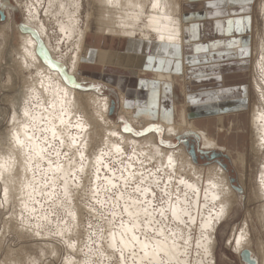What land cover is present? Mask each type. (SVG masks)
I'll return each mask as SVG.
<instances>
[{"label": "rangeland", "instance_id": "rangeland-1", "mask_svg": "<svg viewBox=\"0 0 264 264\" xmlns=\"http://www.w3.org/2000/svg\"><path fill=\"white\" fill-rule=\"evenodd\" d=\"M19 5L14 0H0V11L4 13V19H1L0 14V151L5 149L8 143L12 142V138L8 139L6 137L16 127L12 118L17 108H20L21 105H28V109L34 116L38 111L37 102L35 100H28L27 98L23 99L22 94L24 87L23 78L29 75V72L19 66L16 49L19 47L20 32L31 33L24 30L26 24L23 22V12ZM253 7V27L248 38L250 53L246 55V58L249 59V64L244 66L248 77L249 95L245 107L246 110L244 111L246 115L243 120L244 125H237L236 129V133L241 134L239 141L242 140V144L236 141V145L231 147L226 142L222 143L220 139L218 141L216 136H213L212 133L215 132L214 119L217 115L224 113L205 115L210 119V130L208 128L209 122L202 126L201 123L196 121L194 122V126L200 129L207 128L210 135L217 140L218 144L220 142V144H223L222 146H226L230 150L229 154L228 152L214 150V152H218L221 155L211 158L210 155L213 150L208 152V155L200 153L198 151L200 147L199 140L198 142L196 140L193 141L194 137L192 135L188 134L180 137L188 142L187 150L193 145L196 152V164L207 166L217 163L227 172L229 182L239 188L235 192L238 202L235 206H232L233 208H231V213L228 217L217 224L214 231V237L216 238L214 264H249L245 262L243 256L238 254L234 249H231L233 244H230L227 240L234 226L235 228L236 226H240L243 223V219H248L247 213L249 212V215H252L253 209L261 204V202L256 200L246 202V198L252 196V192L256 191L257 176L264 158V148L257 155L259 162L256 161V156L252 152L256 137L254 135L255 130L252 128L253 124L250 122V115L253 109L262 110L264 108V72L260 70L264 67V59H262L264 58V48L262 45L264 44V0H254ZM51 26L54 27L56 24L52 23ZM27 28L31 29L28 26ZM62 43L61 50L64 54L68 50L66 49V43L64 41ZM40 44L43 45L47 58L39 55L38 48ZM36 51L44 64L58 71L65 83L82 95L91 91L96 94H107L111 102L109 101L106 115L113 123L119 124V127L116 129L120 133L132 135L136 139L143 138L150 133H155L156 138L158 137L159 139V141L157 139V142L163 147L174 148L182 146L184 148V143L180 139L175 137L170 139L165 138L164 128L154 125L157 120L153 125L137 129L130 124L125 116L119 114L117 92L115 89L112 91L109 87L105 86L104 83L110 84L105 78L106 75H91L92 73L101 71L100 67H83L82 62L79 73L76 75L67 74V76L72 77L71 80H67V77L64 75L66 72L65 65L63 62L53 59L48 47L39 37ZM85 54L82 58L83 60L85 59ZM51 61H55L56 63H50ZM259 61L261 62L259 63ZM56 64L61 65L62 68H58ZM257 66H259V69ZM101 82H104V85ZM92 87L101 89V91L97 93V89L94 90ZM214 97L217 100L220 96L214 93L209 96V101L210 99H214ZM188 100L190 103V99ZM110 107L113 108L112 112L110 111ZM19 108L18 113H20ZM85 108L88 109L86 106ZM212 108V106H206V109L209 111H212ZM202 109L204 110V108ZM262 112L264 113V109ZM33 115L31 116L33 117ZM82 115L81 111L75 114L78 119L82 118ZM231 116L233 115H228L226 119ZM74 119L75 117L67 128V134L74 136L75 144H73L69 136L62 135L63 137L60 139L64 141V144L61 145L60 139H54L53 136H50L44 122L37 124L31 121L29 123L30 125L34 123L33 126L29 127L28 132L34 135L36 142L39 141L38 143L43 145L44 157L40 159V162L31 163L30 185L25 190V193L21 194L18 192L19 189H17L13 193H9L7 200H5L4 188L7 185L6 176L10 173L17 174L18 170L16 168L9 171V173L7 172L4 178L0 180V204H3V207H0V264H86V262L87 264H120V253L118 251L114 252L112 247H110L109 236L110 232L115 233L125 223L131 224V220L124 212V207L127 204L126 198L128 197L150 200L152 201V205L157 209L160 207L165 208L167 211L166 215L167 217L169 216L167 221L160 217L158 211L155 213L153 219L159 221L161 225H167L171 229L177 226V223L168 214L166 205L170 199L177 198L183 192V187L177 186L176 181L174 182L171 178L170 172L166 168L158 166L154 161L144 162L140 156L137 157L131 154L129 158V162L131 163L130 169L133 170L134 168V170H138L140 176L137 178L136 176L129 175L122 168V158L110 153L108 147L97 137H103V132L100 126L97 125L98 123H96L95 127H91L95 129L91 132L95 137L92 135L94 138L90 140L91 137L89 138L88 134L85 137L86 130L77 127ZM239 119L242 120V116ZM231 123L224 124L225 128L222 133L217 129L219 138L220 135H224L223 133L228 137L227 143L233 142L232 136L229 133L232 132L230 130L233 126ZM157 128H160L161 131L157 132ZM49 145H52V147H49ZM123 150L126 156H129L132 151L130 147H125ZM237 152H244L245 160L242 166L233 163L232 157ZM57 153L60 154L57 155ZM64 153H67V156ZM81 153L83 154L82 156ZM95 156L99 158L96 159ZM55 165L62 166L63 168L50 169V166ZM243 173L248 179H241L240 174ZM173 175L176 178L178 177V174ZM125 178H127V187L125 186ZM231 178L234 180L231 181ZM141 180L144 181L142 185L140 183ZM158 181L159 185L157 186ZM114 184L117 187L114 188ZM137 185H140L141 188H148L149 192L147 194L142 192L137 193L135 191ZM175 186L177 189L174 188ZM66 191L67 195L65 194ZM174 191L175 193L173 194ZM153 192L155 194L154 197ZM185 198L190 203V200L195 198L194 193H189ZM161 200H163V204H161ZM196 201L197 205L191 211L195 214L194 220L190 221L189 216L185 214V223H182L184 231L190 238V242L185 248L188 254L184 255V250L179 256L180 258H184L187 264H200L202 260L207 264L202 250L196 244V239L199 236V215L202 212L206 213L209 211L210 206L215 204L208 203L207 206L203 207L205 199L202 193L197 196ZM189 208L190 206L187 208L188 211ZM89 209L95 210L89 211ZM69 213L74 214L75 218H73V215H69ZM112 213H115V215ZM21 216H23V222H21ZM251 218L252 221L249 224V228L250 231L253 229L251 231L252 239L255 240L256 236H260L261 240H264V230L261 229L255 217L253 218L252 216ZM74 219L76 222H74ZM89 224L92 225L91 228L88 227ZM141 227L137 234L143 240L145 238L142 234L144 229L143 226ZM101 229L104 230L103 233H101ZM61 232L63 233L62 236L56 235V233ZM37 233L39 234L37 235ZM92 233H95V235H92ZM152 235V233H149V236ZM165 235H167V232H165ZM116 242L119 244V241ZM73 244L75 245L74 248L71 246ZM128 251L130 252L131 249ZM54 252L55 255H53ZM142 254L141 252L137 256V260L140 259ZM249 254L250 257L248 258L255 261V263L250 264H257V256L252 250ZM129 264H132L131 260H129ZM170 264H177V262H170Z\"/></svg>", "mask_w": 264, "mask_h": 264}, {"label": "bare ground", "instance_id": "bare-ground-1", "mask_svg": "<svg viewBox=\"0 0 264 264\" xmlns=\"http://www.w3.org/2000/svg\"><path fill=\"white\" fill-rule=\"evenodd\" d=\"M14 1L20 4L19 7L23 12L24 24L31 29H35L38 33L39 39H41L48 47L53 59L58 62H63L68 75H76L79 73L82 65V58L90 48L88 46V41L86 40H90L91 35L128 40L131 41L133 46L136 42L139 44L152 43L163 47L170 44L178 45V53L174 51L172 59L170 60L173 62L178 60L180 62L181 73L179 74L161 72L154 69H128L140 85L144 83L146 84L147 81H151L150 83H152V81L159 82L160 87H163L161 89L164 90V85L169 83L168 87L170 96L173 99V107L176 109H174L175 119L174 122H164L158 119L156 125L164 128V136L166 139L175 137L183 141V146L186 151L182 146L174 148L163 147L157 142L158 137L156 138L155 133H150L140 139H136L132 135H124L120 133V131L116 129L119 127V124L113 123L106 115L110 97L107 94H96L92 91L82 95L77 90L69 87L58 71L51 69L40 59L36 53L37 41L33 39L32 35L20 32L19 47L16 49L18 63L21 68L29 72V75L24 76L23 78V99L27 98L28 100H35L37 102L36 105L38 106V111L34 116L28 109V105H21L20 108L17 106L20 113L17 112L18 108L16 111L17 113L13 111L12 120L16 127H14L10 135L6 137L8 139L12 138V142L8 143L6 148L0 151V164L6 162L8 169L6 172H3V176H5L7 172L9 173L12 169L16 168L18 170L17 174L10 173L6 176L7 195L11 192L13 193L17 189H19V193H25V190L30 185L29 178H31V163L40 162V159L44 157L42 151L43 145L38 143L39 141L36 142L34 135L28 132L29 127L33 126L34 123L38 124L44 122L46 129L49 130L50 136H53L52 129L55 128V131L60 138L63 137L62 135H66L71 138V141L74 140V136L67 134V128L71 125L74 117L76 126L86 130L85 137L88 134L89 138L91 137L90 140L95 137L91 134L92 130L95 129L91 127H95L96 123H98L97 125L100 126V129L103 132V137H97H99V140L101 139V141H103L108 147L110 153L116 157L122 158V168H124L129 175L136 176L137 178L140 176L138 170H134V168L133 170L130 169L131 163L129 162V158L132 154L137 157L140 156L144 162L154 161L158 166H161V168H166L170 172V175H172L171 178L173 181H176L177 186L183 187V192L180 193L177 198L170 199L167 202L166 206L171 218L170 205H173L176 207L178 214L184 222L185 214L189 216L190 221H193L195 214L191 211L196 207L197 196L200 193L203 194L205 199L203 207L207 206L208 203L215 204L210 206L211 208H209V211L206 213L202 212L199 215V236L196 239V244L199 242V248L202 250L203 257L206 259L207 264H214V249L216 245L214 231L217 224L228 217L231 213V208H233L232 206H235L238 202L235 193L238 189L229 182L227 172L217 163L209 164L207 166L196 164V161H194L190 155L189 150H187L188 142H186L185 139L180 138L183 135L190 134L194 137V139H192L193 141L196 140L198 142L199 140V149L205 152L218 150L220 152L224 151L228 152V154L230 153L229 149L218 144L217 140L210 135L207 128L200 129L194 126V119L198 117V115L191 110V104L188 100L189 93H186L185 82L186 80L190 82V80L197 77H204L205 73L196 68L197 64L192 56H187L188 49L185 45V23L183 20L184 13L182 9L183 5L187 3L188 0H158L159 7L156 9H153L152 7L153 0H119L118 7L102 5L100 0H79V4L81 5L79 8L73 6L77 3V0ZM61 4L64 5L63 8H61ZM27 5L32 6L31 10H29ZM232 6L233 5L227 7L231 8ZM52 23H55L56 26L52 27ZM161 35L165 37L163 41L160 40ZM170 35L173 37L172 40L168 39ZM63 41L66 43V49L68 50L64 54L61 50V44H63ZM262 45L264 48V44ZM25 47L27 48V51H25ZM97 49H100L99 54L101 55H105L104 53H107L106 51H108L107 49L100 47ZM183 50H185V53ZM165 51L164 53H166ZM128 53L135 54V49H129ZM155 56L160 58L159 53H156L154 57ZM165 59L166 58H162L164 62H166ZM73 61H75V64ZM260 62L261 61H259V63ZM25 63L30 65V67H24ZM258 67L259 66H257V68ZM31 70L33 71L31 72ZM141 76L146 77L144 81ZM92 88L94 90L97 89V93L101 91V89L99 90L96 87ZM117 93L119 99L118 113L125 116L133 127L141 129L147 125H153L149 120H143L142 117L134 114L135 109L129 107L126 101V96L123 92ZM85 106L88 109H86ZM262 110L254 108L250 115V122L253 124L252 128L255 130L254 135L256 137V141H254L255 144L252 147V152L256 156V161L259 160L257 156L258 153L264 148V113ZM25 111L29 113V116L24 115ZM62 111L63 123H61ZM78 111H81L83 114L80 119L75 116ZM31 115H33V117ZM31 121L34 123L30 125L29 123ZM216 121L218 131H224V116L222 114L218 115ZM113 133H115V135H113ZM14 134L24 142V148H20L19 145L15 143L13 138ZM125 147H130L132 150L129 156L124 155L125 152L123 149ZM117 148H119L120 151H117ZM169 156L172 157L171 164L168 160ZM95 158L98 159L99 157L95 156ZM232 159L234 164L242 166L245 160L244 152H237ZM58 166L59 165L50 166V169L52 168L55 170L63 168L62 166ZM173 174H178V177H174ZM240 175L241 179H248L244 173ZM18 184L19 186L17 187ZM173 184L175 185V183ZM174 188L177 189L176 186ZM174 193L175 191L173 194ZM189 193H194L195 196L194 199L190 200V203H188L189 201L185 198ZM137 198H126L127 204L125 207L130 206L132 200ZM250 200L259 201L261 204L253 209L252 215H249V212L247 213L249 220L245 218L240 226H236V228L234 226L227 241L230 244H233L231 249H234L238 254L243 256L246 263H255V261L248 258L250 257L249 252L252 250L257 256V264H264V240H261L260 236H256L257 238L253 240L251 237V231L253 229L250 231L249 228V224L252 221L251 217L253 216V218H256L261 229L264 230V158L261 162V169L257 176L256 191L252 192V196L246 198V202ZM187 205L190 206L189 211L187 210ZM129 210L136 211V206L130 207ZM149 210H151L150 206ZM128 218L131 220V224L125 223V227L121 226V228L115 232L116 241H119L121 234L126 231V228L131 227L132 223L135 222L129 216ZM141 219H143V216H141ZM74 222H76L75 219ZM176 225L172 230L177 233V236L179 237L180 235H183L184 239L189 240L190 238L184 231V225ZM109 237L111 243L112 237L111 235ZM237 239H239V243H237ZM178 243L181 246L175 253H170L173 257L170 262H177L176 257L178 256L180 264H187L186 260L179 256L181 252H184L186 246L183 244V240H179ZM168 247L171 248V238H169ZM149 251L152 252V249L150 248ZM165 259H167V257H165ZM200 264H205L204 260L200 261Z\"/></svg>", "mask_w": 264, "mask_h": 264}, {"label": "crops", "instance_id": "crops-1", "mask_svg": "<svg viewBox=\"0 0 264 264\" xmlns=\"http://www.w3.org/2000/svg\"><path fill=\"white\" fill-rule=\"evenodd\" d=\"M212 2L214 0H188L183 5L185 45L188 49L187 56H192L197 64L196 68L204 71L206 75V77L205 75L204 77L202 76L203 78H194L190 82L186 80L185 88L186 93H189L190 96L191 110L195 111L198 115L194 119L195 122L201 123L202 126L209 122L208 128L210 130V119L205 115H215L217 113H224L222 115L224 116L225 125L232 122L233 126L230 130L234 131V133H229L232 136L233 142L227 143L228 137L225 133H223L224 135H220L219 138L216 123L218 115L214 119L215 132H210L213 136H216L218 141L220 139L222 143L226 142L228 146L234 147L237 143L236 141L242 144V140L239 141L241 134H237L236 129L238 126L244 125L243 120L244 116H246L244 111L246 110L245 107L249 95L248 77L244 70V66L249 64V59L246 58V55L241 56L239 46L247 48L248 53H250L248 38L253 27L254 0H242V4L235 3L232 4L231 8L225 7L223 11L231 13L230 15H215L214 12L218 11V9L206 7V4H211ZM230 19L244 21L239 31H236L235 24L232 26L231 32L227 31L228 25L226 22ZM217 24L223 27V34L217 28ZM193 25H198V28L191 30ZM231 40H236L239 46L228 47V42ZM86 41H88L90 48L86 52L85 59L82 61L83 67L98 66L101 68V71L92 73L91 75H106L105 78L110 84L101 83H104L112 91L115 89L116 92H123L129 107L135 109L134 114L142 117L143 120L147 119L150 123H154L158 119L164 122H174L175 108L173 107V99L169 92V83L164 85V90L161 89L163 87H160L159 82H155V89L152 87L154 81L152 83H150L151 81H147L146 84L140 85L128 68L136 70L154 69L161 72L179 74L181 73L180 62V68L177 71L175 66L176 61L170 60L175 50L152 43L139 44L136 42L133 46L131 41L128 40L95 35H91L90 40ZM99 47L107 49V53H104L105 55L99 54L100 49H97ZM131 48L135 49V54L128 53ZM163 49L164 51L166 50V53H164ZM183 51L185 53V50ZM156 53H159L160 58L154 57ZM221 53H224V55H221ZM150 56L152 57V62L148 59ZM162 58H166V62L163 64L160 63V61H163ZM141 78L144 81L146 77L141 76ZM214 93H217L220 97L216 100L215 97L217 96H215L214 99H210V102L208 98ZM206 106H212V111L207 110ZM149 114L150 116H148ZM230 114L233 116L226 119ZM241 116L242 120L239 119Z\"/></svg>", "mask_w": 264, "mask_h": 264}, {"label": "snow or ice", "instance_id": "snow-or-ice-1", "mask_svg": "<svg viewBox=\"0 0 264 264\" xmlns=\"http://www.w3.org/2000/svg\"><path fill=\"white\" fill-rule=\"evenodd\" d=\"M100 3L102 5H107V6H119V0H100ZM235 3H241L242 4V0H214V2H212L211 4H206V7H210L212 9H218V11L214 12L215 15H230L231 13L229 12H225L223 11V9L227 6H230L232 4ZM61 8L64 7L63 4L60 5ZM76 8H79L81 5L79 4V0H77V3L75 5H73ZM27 7H29V10H31V5H27ZM152 7L153 9H156L159 7V2L158 0H153L152 3ZM228 25V29L227 31L231 32L232 31V26L235 24L236 25V31L240 30V26L243 25L244 21L242 20H228L227 22ZM198 28V25H193L191 30H195ZM217 28L219 30H221L222 34H223V27L220 24H217ZM25 31H29L33 37L34 40H36L38 42V33L35 31V29H29L27 28V26H25L24 28ZM187 31V30H186ZM165 39V37L163 35L160 36V40L163 41ZM169 40H172L173 37L170 35L168 37ZM239 46L238 42L236 40H231L228 42V47H236ZM166 47H169L173 50H175V52L178 53L179 51V46L176 44H170L167 45ZM25 51H27V48L25 47ZM239 51L241 56H245L248 54V49L243 47V46H239ZM38 52L39 55L44 56L45 58H47V53L45 52L43 45L40 44L39 48H38ZM221 55H224V53H221ZM149 61L152 60V57L150 56ZM264 59V58H262ZM50 63L55 64V61H51ZM73 63L75 64V61H73ZM161 64L164 63V61H160ZM56 66L58 68H62L61 65L56 64ZM176 70L179 71L180 68V64L179 61H176ZM24 67H30V65H28L27 63L24 64ZM261 71L264 72V67L261 68ZM64 75L67 77V80H71L72 77L67 76V73L65 72ZM153 89L156 88V83L153 82L152 84ZM167 87V86H165ZM25 116H29V113L27 111H25L24 113ZM63 111L61 112V123H63ZM130 130V129H128ZM157 132H160L161 129L157 128L156 129ZM52 135L54 139H60V137L57 135V132L55 131V128L52 129ZM113 135H115V133H113ZM14 140L15 143L19 145L20 148H24L25 144L23 141H21L19 139L18 136H16L14 134ZM31 139V138H29ZM76 141L75 139L73 140V144H75ZM60 144L63 145L64 141L62 139H60ZM171 146V145H170ZM49 147H52V145H49ZM42 151H44L42 149ZM117 151H120L119 148H117ZM60 153H57V155H59ZM65 156H67V153H64ZM83 154L81 153V156ZM169 163H172V157L169 156L168 157ZM59 167V166H58ZM0 180H2L4 178L3 176V172H6L7 169V163H3L0 164ZM141 175H143L141 173ZM126 179V184L125 186L127 187V178ZM143 180H141V184H143ZM159 185V181L157 182V186ZM215 186V185H214ZM113 187H117V185H113ZM135 191L137 193H144L147 194L149 192L148 188H141L140 185H137ZM5 192V200H7V188L5 187L4 189ZM67 195V191L65 193ZM155 196V194L153 193V197ZM119 199V197H118ZM161 204H163V200H161ZM118 206V205H117ZM132 206H136V211H130L129 208ZM149 206H151V210H149ZM0 207H3V204H0ZM170 209H171V215L173 220L177 223V224H182L185 223L180 215L178 214V211L176 209L175 206L170 205ZM95 209H89V211H94ZM159 212L160 217L167 221L168 217L166 215V209L163 207H160L159 209H157L154 205H152V201L150 200H140V199H133L131 202L130 206H126L124 208V212L128 214V216L130 218L133 219V221H135L134 223H132L131 227L126 228V231L124 233L121 234V238L119 240V244H117L116 242V234L115 233H110L111 237H112V242L110 247H112L113 251L116 252L118 251L120 253V264H129V260H131L132 264H170V261L172 260V256L170 255V253H175L179 248H180V244L178 243L179 240H183V244L185 246H187L189 244V240L184 239L183 235H180L179 237L177 236V233L175 231H173L170 227H167V225H161L159 221H155L153 219L154 215L156 212ZM113 215H115V213H112ZM69 215H73V218H75V215L72 213H69ZM141 216H143V219H141ZM21 222H23V216H21ZM141 225L143 226V235L145 237L144 240L140 239V235H138L137 233L140 231L141 229ZM89 228L92 227L91 224L88 225ZM122 227H125L124 225H122ZM103 229H101V233H103ZM165 232H167V235H165ZM149 233H152V236H149ZM39 233H37L38 235ZM56 235H63V233H56ZM92 235H95V233H92ZM158 238H163V239H158ZM169 238H171V248L168 247L169 244ZM237 243H239V239H237ZM73 248L75 247V245H71ZM139 246V247H137ZM197 247H199V242H197ZM152 249V252L149 251V249ZM131 249V251L129 252L128 250ZM143 253L142 256H140V259L137 260V256L140 255V253ZM184 255H187V249H185V252L183 253ZM53 255H55V252L53 253ZM165 257H167V259H165ZM177 260V264H180L179 258L178 256L176 257ZM87 264V262H86Z\"/></svg>", "mask_w": 264, "mask_h": 264}, {"label": "water", "instance_id": "water-1", "mask_svg": "<svg viewBox=\"0 0 264 264\" xmlns=\"http://www.w3.org/2000/svg\"><path fill=\"white\" fill-rule=\"evenodd\" d=\"M0 14H1V19H4V13L2 12V11H0ZM113 111V109H112V107H111V112ZM198 151L200 152V153H203L204 155H208V152H205V151H203V150H201V149H198ZM189 153H190V155L192 156V158L194 159V161H196V152H195V149H194V147H193V145H191L190 146V149H189ZM221 154L220 153H218V152H212L211 153V155H210V157L211 158H213V157H218V156H220ZM222 165H224V164H222ZM234 179L233 178H231V181H233ZM235 186V185H234ZM237 189H239L237 186H235Z\"/></svg>", "mask_w": 264, "mask_h": 264}]
</instances>
